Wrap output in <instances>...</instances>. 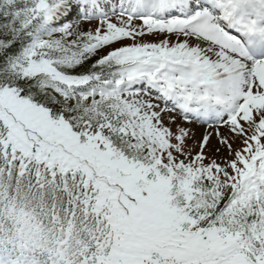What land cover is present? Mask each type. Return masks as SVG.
<instances>
[{"label": "snow or ice", "instance_id": "6c2138e0", "mask_svg": "<svg viewBox=\"0 0 264 264\" xmlns=\"http://www.w3.org/2000/svg\"><path fill=\"white\" fill-rule=\"evenodd\" d=\"M0 264H264V0H0Z\"/></svg>", "mask_w": 264, "mask_h": 264}, {"label": "rangeland", "instance_id": "374dc122", "mask_svg": "<svg viewBox=\"0 0 264 264\" xmlns=\"http://www.w3.org/2000/svg\"><path fill=\"white\" fill-rule=\"evenodd\" d=\"M193 129L194 131L196 132V135L197 137L200 135V133L203 131V128L202 127H196V126H193ZM213 143H215V140H213Z\"/></svg>", "mask_w": 264, "mask_h": 264}]
</instances>
